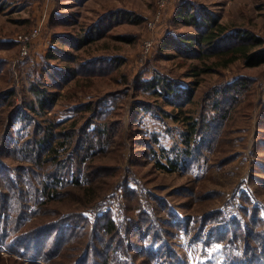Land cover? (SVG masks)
Listing matches in <instances>:
<instances>
[{
    "label": "trees",
    "instance_id": "1",
    "mask_svg": "<svg viewBox=\"0 0 264 264\" xmlns=\"http://www.w3.org/2000/svg\"><path fill=\"white\" fill-rule=\"evenodd\" d=\"M63 1L51 2L54 9L50 16L45 18L42 31V34L44 30L46 34L50 32L51 46L40 62L32 66L35 70L31 74L32 90L43 112L54 108L62 90L75 79L91 78L95 75L107 76L111 71H117L121 64L119 58L109 59L106 56L82 60L75 54V50L105 37L120 22V18L124 19L122 9H108L97 23L82 32L75 28L74 19L60 11ZM171 12L173 15L168 14L166 17L169 19L171 30L167 31L161 52L167 50V47H172L183 57L201 58L204 62L215 58L216 66H227L238 59H242L246 67H259L264 64V39L245 27H231L221 23L219 17L212 11L203 9L196 0L178 2ZM43 18L34 19L28 30L39 25ZM178 24L192 27L193 31L183 34L176 32L172 28ZM16 37L15 41L0 38V48L19 46ZM153 42L154 50L157 45ZM168 42L172 46H169ZM30 56L18 66H22ZM6 67V62L0 63V71ZM211 69L215 68L206 66L202 71ZM138 83V87L159 89L172 105L182 106L190 103L195 94L190 89H178L174 86V81L166 79L165 76L158 79L152 74L151 78L139 79ZM256 83L253 77H241L230 84L224 83L216 89L212 88L213 90L208 92H211V95L202 105L199 118H188L189 130H185L183 134V145L167 148L164 142L154 135L148 141L145 139L142 144L135 143L134 149L138 159L145 162L148 159L155 160V165L160 170L170 173H189L191 168H201L206 160V150L213 149L224 139L225 129L222 123L229 108H222L221 104L226 103L227 107L229 102L232 104L236 99L239 102L240 93L243 92L242 98L247 93L252 116H262L264 122L262 98H258L256 108L252 98ZM1 93L0 105L10 96V91ZM101 100L76 107L77 111H93L91 117L79 129L74 126L65 130L60 128L54 132L49 125L41 126L42 124L37 123L35 130L41 136L37 137L39 134H36L31 140L34 141V151H31V143L28 142L26 156L23 157L30 163V166H27L28 171H25V166L16 170L0 165V242L14 246L12 249L24 257L32 255L48 264H143L140 260L144 258L139 254H145L151 264L154 261L161 264H178L180 260L176 259L178 255L174 250V238L179 230L184 229L186 233L192 234L196 241H207L209 245L217 242L221 245V264H264V209L258 203L263 187L254 186L253 183L259 172V164L255 162L253 167H250V185L232 195V199L237 203L232 206L233 210L220 208L205 212L202 217H186L179 214L167 198H160L152 191L128 188V182H122L124 186L118 190L120 207L117 218L113 215V210L109 209L100 216L97 215L94 220L83 214L86 211L84 209L91 210L89 204H86V199L95 200L100 193L101 198L97 205L108 197L112 188L111 179L121 181L123 176L121 165L102 163L104 155L113 150L116 152L115 156L120 155L121 158L122 148H119L121 141L113 137L114 132H118L116 129L120 121L111 122L108 114L110 108L103 106L109 103H102ZM143 105L148 106L144 103L141 107ZM215 121H221L220 139L216 136L218 131L215 132L216 135L210 134L214 131ZM15 146L17 145L10 144L7 147L13 149L11 155L19 151L13 148ZM64 148L70 149L67 158L60 157V151ZM10 150L7 149V153ZM228 153L230 155L225 156L217 165L220 169L235 159L231 151ZM26 172L29 178L25 175ZM256 179L261 182L259 178ZM66 181L68 183H65ZM196 185L194 182L191 186L177 191L179 197L188 198L187 205H181L182 208L189 209L187 206L192 202L203 204L210 200L212 194L206 191V188ZM32 187L34 195L31 192ZM124 187L125 193L121 190ZM30 194L37 204L33 209L28 204L32 198ZM151 196L160 201L157 206L150 203ZM217 196L219 194L215 193L214 197ZM130 198L137 200H129ZM76 202L79 208L73 207ZM166 215L169 216L168 219L164 218ZM165 223L173 228L171 232L164 230ZM148 234L153 236L150 238V245L144 241ZM157 244L158 248L153 251ZM135 251L139 258L132 254ZM18 261L0 253V264H21V261ZM183 263L188 264L186 261Z\"/></svg>",
    "mask_w": 264,
    "mask_h": 264
},
{
    "label": "rangeland",
    "instance_id": "2",
    "mask_svg": "<svg viewBox=\"0 0 264 264\" xmlns=\"http://www.w3.org/2000/svg\"><path fill=\"white\" fill-rule=\"evenodd\" d=\"M30 1L0 0L2 7L0 38H10L15 41L17 34L27 31L34 23V19L42 14L40 6H35V3L31 4ZM181 1L185 0H167L162 24L153 31L148 29L147 23L157 12L158 0H76L69 2L65 9L72 14L75 28L82 32L97 23L108 9H122L124 19L120 18V22L105 37L75 50V54L82 60L106 56L109 59L119 58L121 64L117 71H111L107 76L95 75L91 78L75 79L62 90L56 105L48 112H43L39 108L38 98L32 90L31 74L35 71L32 66L39 63L48 53L51 37H47L44 30L41 37L33 44L30 58L22 66H18L16 72L13 65L19 56V46L0 48V63L8 64V67L0 71V95L3 91H10V96L0 105V165L16 170L25 166V171H28L27 166H30V163L23 157L26 156V148L30 143L31 151L35 150L34 141L31 140L37 136L36 134H39L37 137L41 136L35 130L37 123L42 124L41 126L49 125L54 132L60 128L65 130L74 126L79 129L91 117L93 111L87 109L77 111L76 107L102 99V103H109L103 106L110 108L108 114H110L111 122L120 121L116 129L118 132H114L113 137L121 141L119 148L120 146L122 148V157L120 158V155L116 157V152L114 153L113 150L105 154L106 160L101 162L112 166L121 165L123 176L121 181L111 179L112 188L108 197L97 205V201L101 198L100 193L97 194L95 200L86 199V204H89L88 207H91V210L84 209L86 210L83 212L85 216L94 220L97 215L100 216L109 209L113 210L112 213L117 218L120 207L118 190L124 186L122 182H128L126 183L128 188L136 187L144 191H152L160 198H167L176 211L186 217L192 215L202 217L205 212L220 210V208L233 210L232 206L237 203L232 199V195L245 190L250 185L248 181L250 167H253L254 162L259 164V172L253 179V183L254 186L263 187L259 193L260 197L258 195L260 198L258 203L264 209V122L261 119L262 116L258 117L257 114L252 116L247 93L243 98V92L240 93L239 102L236 99L232 104L229 102L227 107H225L226 103L221 104L222 108H229L226 112V119L222 123L225 129L224 139L219 141L220 145L216 144L213 149H205L206 160L201 168H191L189 173L186 171L170 173L160 170L155 165V160L148 159L146 162L139 160L134 149L135 143L142 144L145 139L148 141L154 135L158 136L167 148L183 145V134L189 130L188 118H199L203 103L211 95V92H208L212 88H218L221 84H230L241 77H253L257 82L253 87L255 90L252 97L255 102L254 106L256 108V102L260 97L264 103V64L259 67H246L243 60L238 59L227 66H216L215 58L204 62L201 58L183 57L172 47H167V50L161 52L163 41L171 30L169 19L167 20L166 17L168 14L173 15L171 10ZM196 2L201 4L203 9L212 11L219 17L221 23L231 27L243 26L264 39V0H196ZM51 5L47 4L45 7V18L49 16ZM172 29L182 34L193 31L192 27L181 24ZM148 37L154 39L157 47L142 63L140 61L142 44ZM5 41L8 40L5 39ZM168 44L172 46L170 42ZM195 65L198 66L193 67ZM206 66H213L215 69L202 71ZM152 74L158 79L165 76L166 79L173 80L174 86L180 90H193L195 92L193 100L182 106L172 105L159 89L138 87L139 79L147 80L152 77ZM144 103L148 105V108L145 105L141 107ZM220 122L213 123L215 128L210 133L216 135L215 132L218 131L216 136L219 139L222 136L219 131ZM10 144L17 145L13 147L17 148V151L19 149L16 154L11 155L10 152L13 149L7 148ZM7 149L10 150L8 153ZM69 150V148L62 149L60 157L67 158ZM228 151L232 152L235 159L228 162L225 168L220 169L217 165L225 156L230 155ZM27 152H30L29 149ZM122 170L120 169L119 172ZM26 173L25 175L29 178ZM256 178H259L261 182L259 183ZM194 182L212 194L210 200L203 204L192 202L187 206L189 209L182 208L181 205H187L188 198L179 197L177 191L191 186ZM121 190L126 192L125 187ZM31 192L32 195L35 194L33 187ZM215 193L219 194L216 198ZM150 199L152 200L150 203L155 206L160 203L153 196ZM129 200L137 199L130 198ZM28 204L32 209L37 206L33 197ZM78 205L76 202L73 207L79 208ZM164 218L168 219L169 216ZM163 228L167 232L173 230L168 223H165ZM186 232L184 229L179 230L174 238V250L178 255L176 259L181 262L178 261V264H185L183 263L185 261L188 264H221V245L217 242L209 245L207 241H196L192 234ZM152 237V234L144 237L147 245H150ZM170 238L173 240L172 237ZM158 246L157 244L153 251H156ZM12 248L15 247L0 242V253L3 256L9 255L16 258L21 261V264H48L43 259L32 255L24 257ZM132 254L139 258L137 251ZM139 256L144 258L140 262L151 264L145 254H139ZM153 264L161 263L154 261Z\"/></svg>",
    "mask_w": 264,
    "mask_h": 264
},
{
    "label": "built area",
    "instance_id": "3",
    "mask_svg": "<svg viewBox=\"0 0 264 264\" xmlns=\"http://www.w3.org/2000/svg\"><path fill=\"white\" fill-rule=\"evenodd\" d=\"M52 1L53 0H47V2L49 3ZM157 6V12L153 16V18L148 21L147 24L148 28L152 31L156 29L158 23H160L163 19L164 11L167 7V0H158ZM44 20L45 18H43L39 25L32 27L30 30L17 34L16 38L19 42V56L17 57L13 65L14 71H17V66L19 63H21L24 59L31 55L35 40H38L42 35V31L44 28ZM153 47L154 42L152 39H146L143 42L140 59L142 63L150 57Z\"/></svg>",
    "mask_w": 264,
    "mask_h": 264
},
{
    "label": "crops",
    "instance_id": "4",
    "mask_svg": "<svg viewBox=\"0 0 264 264\" xmlns=\"http://www.w3.org/2000/svg\"><path fill=\"white\" fill-rule=\"evenodd\" d=\"M44 1L45 0H41V1H37V0H31L30 1V3L32 4V3H35V6H40V10H41V15L39 16V17H37V18H41V17H44L45 18V16H44V14L46 13V11H45V7L43 6V4H44ZM76 0H64L62 3H61V9H60V11L62 12V11H66L65 13H67V15L68 16H70L72 19H73V17H72V14L71 13H69L65 8H66V6L68 5V3L69 2H75ZM88 2V1H87ZM86 2V3H87ZM85 3V4H86ZM89 3V2H88ZM47 4H51V3H49V2H47V0H46V3L44 4V5H47ZM53 9H54V4L52 3V5H51V7H50V10H49V16H50V12H52L53 11ZM47 35V37H49L51 34H50V32L49 33H47L46 34Z\"/></svg>",
    "mask_w": 264,
    "mask_h": 264
}]
</instances>
